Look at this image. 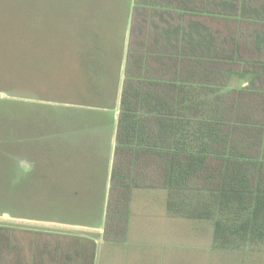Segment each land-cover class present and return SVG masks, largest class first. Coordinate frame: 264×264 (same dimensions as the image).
Segmentation results:
<instances>
[{
  "label": "trees",
  "instance_id": "1",
  "mask_svg": "<svg viewBox=\"0 0 264 264\" xmlns=\"http://www.w3.org/2000/svg\"><path fill=\"white\" fill-rule=\"evenodd\" d=\"M26 3L0 0V214L72 217L42 195L48 164L66 171L70 154L43 144L102 127L115 135L106 232L135 191L163 193L170 218L209 225L212 251L262 264L264 0H133L123 73L115 18L121 4L126 19L129 2ZM54 82L64 93H52ZM44 101L74 106L77 118L62 122ZM42 235L24 241L0 224V264H95V240Z\"/></svg>",
  "mask_w": 264,
  "mask_h": 264
},
{
  "label": "rangeland",
  "instance_id": "2",
  "mask_svg": "<svg viewBox=\"0 0 264 264\" xmlns=\"http://www.w3.org/2000/svg\"><path fill=\"white\" fill-rule=\"evenodd\" d=\"M30 1L13 0L14 3H28ZM34 1L40 2L42 0ZM125 2L131 3L132 0H125ZM56 4H48V10L55 11V8L59 6ZM37 5H33V7L43 6ZM69 5L70 2L66 3L65 8L70 7ZM27 6L32 7V5ZM141 18L143 19V15ZM141 18L138 20L140 28L144 25ZM51 91L54 92L55 96L64 93L60 82H54ZM66 93L67 95L70 94L71 89L66 90ZM3 98L5 99V95L0 93V99ZM50 98L52 101H58L52 96ZM15 101L24 102L26 100ZM52 101H44L42 105L45 106V110L50 111L57 118H63L62 122L66 123L67 120L72 122L73 119L77 118L78 111L74 106L58 102L53 103ZM117 110L116 108L115 116H117ZM109 133L110 130L107 128L96 126L84 130L69 128L68 130L59 131L57 135L44 141L43 145L46 148L48 147L56 152H68L71 161L65 164L66 171L64 167L61 169L59 163L56 166H53L51 162L48 164L51 167V172L46 175L49 180L44 182L48 183L50 189L42 195L57 198L60 201L57 207L64 208L68 212L73 211L74 215L72 217L67 219L55 218L56 221H61L55 222L44 218L24 219L14 218L10 214H0V224L14 229L16 234L24 241L29 237V233H40L43 234L42 236L49 235L56 240H70V237H81L95 240L98 243L117 239L118 242L130 240L134 245L129 249L138 254L133 264H153L152 254H158L161 257L164 255L161 264H236L234 261L236 258L232 254L222 256L211 250L212 230L209 225L194 224L170 218L163 208V193H152V191L134 192L128 204L127 217L115 213L114 220H110V227L106 232L105 202L109 195V175L113 164L115 144V135L112 134V139H109ZM108 152L111 154L110 166H107L106 169L104 163L101 162L102 160L98 159L97 156L100 155L101 157ZM83 158V163L77 164ZM20 164L22 167L25 166V171L26 168L31 167V164L26 162L25 159H22ZM45 165L47 164L45 163ZM61 170L62 172L65 171V176L62 173L60 175ZM63 184H65V188ZM62 188L65 193L62 192ZM71 188L73 189L72 194L70 193ZM57 210L56 216L63 211ZM81 210L86 213L79 214L78 212ZM115 210H119V207ZM248 264L254 263L248 261Z\"/></svg>",
  "mask_w": 264,
  "mask_h": 264
},
{
  "label": "crops",
  "instance_id": "3",
  "mask_svg": "<svg viewBox=\"0 0 264 264\" xmlns=\"http://www.w3.org/2000/svg\"><path fill=\"white\" fill-rule=\"evenodd\" d=\"M133 7L134 3L133 0L129 4L128 12L126 19H124V16L120 9H123L121 4H118V17L115 18V21L118 23V36L116 35L114 38V42L118 43V60L120 61V72H124V64H125V57L129 48L130 43V35L132 32V15H133ZM123 80V77H122ZM122 81H120V87L121 88ZM119 104V100H118ZM109 139H112L109 137ZM95 155V154H94ZM110 152L107 154L104 153L98 159H101L102 163L106 166H110ZM94 156V157H96ZM96 159V160H98ZM112 168V165H111ZM105 169V167H104ZM148 190H138L135 192H146ZM95 231V230H92ZM96 243V250H95V264H133L135 263V257L138 256V254L131 251L134 243L129 241H102L101 243ZM126 246V247H125ZM126 251V253H125ZM151 255V254H150ZM153 257V264H161V259L164 257V255L161 257V255L158 254H152Z\"/></svg>",
  "mask_w": 264,
  "mask_h": 264
}]
</instances>
